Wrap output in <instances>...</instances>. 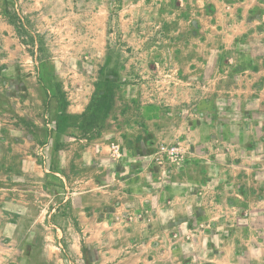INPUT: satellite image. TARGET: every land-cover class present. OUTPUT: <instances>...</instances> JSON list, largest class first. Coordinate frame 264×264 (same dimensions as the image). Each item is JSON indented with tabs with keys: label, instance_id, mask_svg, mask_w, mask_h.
Listing matches in <instances>:
<instances>
[{
	"label": "rangeland",
	"instance_id": "obj_1",
	"mask_svg": "<svg viewBox=\"0 0 264 264\" xmlns=\"http://www.w3.org/2000/svg\"><path fill=\"white\" fill-rule=\"evenodd\" d=\"M255 2L250 13L263 20L264 0ZM210 6L0 0V264H187L200 249L214 225L199 212L183 224L158 195L192 157H235L246 115L222 98L235 113H204L212 106L201 97L248 81L239 53L252 62L263 53L258 32L236 43L212 26ZM213 118L206 143L191 145L192 123ZM173 143L182 160L159 153ZM252 216L228 210L218 222L249 237L239 250L264 233V212Z\"/></svg>",
	"mask_w": 264,
	"mask_h": 264
},
{
	"label": "crops",
	"instance_id": "obj_2",
	"mask_svg": "<svg viewBox=\"0 0 264 264\" xmlns=\"http://www.w3.org/2000/svg\"><path fill=\"white\" fill-rule=\"evenodd\" d=\"M201 1L203 4L213 5L215 8L216 20H212L211 25L216 27L219 32L233 36L236 43H240V38L249 37L252 33L258 32L262 36L260 42L263 45V53L251 57L254 58V62H252L250 59L243 58L238 52L239 61L242 62L237 65L239 71L252 73L248 75V81H229L232 82V85L228 88V92L221 93V91L212 89L210 93L201 97L206 98L207 103L212 106L211 108L208 105L210 108L207 107L206 111H203L204 113L210 115H217L221 111L235 113L236 110L231 105L232 101H235L238 104L239 112L246 115L238 125L240 135L237 145L240 147H237L238 152L235 153V157L230 154L220 157L210 156L204 159L190 158L184 167L182 176L172 179L174 181L171 183L177 184L178 188H164V193L160 192L158 196L160 198L167 194V201L172 199V206L166 205L167 203L165 205L174 216H182L183 224L196 225L192 220L199 212L200 215H203V224L214 225L211 230H205L207 232L204 236L198 237V244L201 247L198 251L192 249L188 255L187 264H264V249L262 248L264 247V233L255 238L256 244L250 245L248 250L245 247L239 250L237 246L241 244L242 240L251 243L249 237H243L244 235L242 236L238 231L221 232L218 223H223L224 214L228 210L231 212L246 211L249 222L253 217L252 212H264V28L258 30L257 27L261 21L264 23V14L262 20L260 16L256 17L252 15L253 12L250 13L253 11L250 8L256 5L255 1L257 0ZM260 5L264 6V2ZM208 17L213 18V16ZM229 48H235L237 53L238 46L235 43ZM253 52H256L255 47ZM256 60L260 61V64L254 66L253 63ZM240 78L244 79L243 74L240 75ZM219 99L231 101V103H221V101L218 102ZM200 108L203 109L202 106ZM214 119L216 118L209 122L199 119L197 123H192L188 135L191 145L192 143H206L211 135H205L204 126L219 122ZM220 124L223 129L228 128L227 123L221 122ZM212 137L217 136L213 135ZM224 139L227 140L226 137ZM139 172L140 169H137L136 173ZM123 173L129 175L128 171ZM129 176L125 178V182L128 187H131ZM149 192L154 197L156 190L152 187ZM132 193L133 189L130 188L125 192L127 196L133 195ZM135 193L139 194L138 191ZM232 223L234 225V222ZM260 246L262 247L260 248ZM177 247L175 246L172 252L176 253Z\"/></svg>",
	"mask_w": 264,
	"mask_h": 264
},
{
	"label": "built area",
	"instance_id": "obj_3",
	"mask_svg": "<svg viewBox=\"0 0 264 264\" xmlns=\"http://www.w3.org/2000/svg\"><path fill=\"white\" fill-rule=\"evenodd\" d=\"M113 148H114V154L120 155L119 148L115 146H113ZM158 151L162 155H167L173 160H182L185 156L183 147L179 145L178 143L162 144L160 145Z\"/></svg>",
	"mask_w": 264,
	"mask_h": 264
}]
</instances>
